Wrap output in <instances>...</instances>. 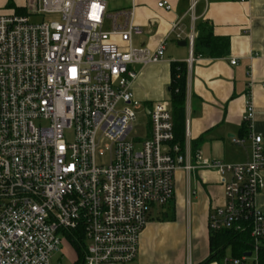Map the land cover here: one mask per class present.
Wrapping results in <instances>:
<instances>
[{
    "label": "built area",
    "instance_id": "2783aa9c",
    "mask_svg": "<svg viewBox=\"0 0 264 264\" xmlns=\"http://www.w3.org/2000/svg\"><path fill=\"white\" fill-rule=\"evenodd\" d=\"M37 1L38 16L60 20L0 16V264H63L53 261L62 232L88 241L84 264H134L152 208L173 201L179 171L198 170L215 172L224 188L225 206L209 218L211 234L248 232L254 244L250 257L223 264H260L264 139L251 132L252 102L244 118L251 132L247 163L182 151L166 102L152 106L150 136L136 149L129 137L138 75L131 67L164 63L167 42L155 51L133 48V38L144 34L134 7L111 15L106 0ZM157 7L173 10L167 0ZM180 23L170 33L177 39L185 35ZM196 37H186L189 71ZM106 155L108 162L98 164Z\"/></svg>",
    "mask_w": 264,
    "mask_h": 264
},
{
    "label": "crops",
    "instance_id": "0c3cea01",
    "mask_svg": "<svg viewBox=\"0 0 264 264\" xmlns=\"http://www.w3.org/2000/svg\"><path fill=\"white\" fill-rule=\"evenodd\" d=\"M15 1L8 11L0 10V16L15 14L31 21L40 17L32 7L28 8L21 0ZM159 1L143 0L145 4L136 7L138 12L134 9V24L141 27L144 34L133 38V48L155 51L167 42L164 63L147 68L131 67L138 75L133 85L134 106L149 116L155 103L166 102L173 113L171 65L187 63L190 50L186 37L192 32L198 37L197 23L207 21L213 25L216 37L230 40V53L223 59L195 57L188 73L184 125L177 132L176 144L182 151L192 155L200 153L211 162L232 165L249 162L252 154L250 133L264 139V0H167L173 8L171 12L159 9ZM195 1L199 2L191 10ZM37 2L32 1V4ZM5 3L0 0V9ZM18 9H22L21 13ZM179 21L185 33L181 39L170 35L173 25ZM115 43L124 50L127 48L118 39ZM234 60L236 65L231 64ZM249 101L256 112L251 132L244 123ZM150 130L145 137L150 136ZM234 139L247 142L237 146ZM224 206V188L215 172L198 170L187 175L179 171L173 201L151 210L134 264H154V256L162 257L165 264H187L189 261L204 264L210 256V215ZM257 209L264 213V191L257 198ZM163 235H166L164 239ZM187 238L189 257L173 260L174 247L185 244ZM165 243L170 246V253L163 254V249L167 248V245L162 246ZM231 258L225 253L224 260ZM224 260L212 264H223Z\"/></svg>",
    "mask_w": 264,
    "mask_h": 264
},
{
    "label": "trees",
    "instance_id": "16d2710c",
    "mask_svg": "<svg viewBox=\"0 0 264 264\" xmlns=\"http://www.w3.org/2000/svg\"><path fill=\"white\" fill-rule=\"evenodd\" d=\"M21 11L22 9H18L19 13H21ZM196 32L198 37L195 40L194 57L223 59L229 55L231 47L230 40L216 37L214 35V27L211 23L207 21L197 23ZM171 71V103L177 141V132L181 131L184 125L189 73L188 65L187 63H173L171 65ZM69 237L78 250V260L76 264H84L86 247L80 245L84 239L79 236ZM228 248L232 249L234 258H240L246 252L252 251L254 244L248 232L223 231L217 234H211L210 256L204 264L221 262L224 260ZM259 263L264 264V248L260 249Z\"/></svg>",
    "mask_w": 264,
    "mask_h": 264
},
{
    "label": "rangeland",
    "instance_id": "374dc122",
    "mask_svg": "<svg viewBox=\"0 0 264 264\" xmlns=\"http://www.w3.org/2000/svg\"><path fill=\"white\" fill-rule=\"evenodd\" d=\"M19 1V0H18ZM32 1L36 2V0H21L22 4L28 5V8L32 7ZM107 1V7H108V12L109 14H117L119 12H130L132 8H135V12H138L136 9L141 7V5H144L145 3L143 0H106ZM5 5L0 9L3 11H8L12 7V3L16 4L15 0H5ZM35 4V3H34ZM51 20H57L59 21V17H47V16H40L39 18H33L32 21L37 22V21H51ZM137 114V120L134 124L133 131L129 137V139L135 144L136 149H140L141 145L145 141V134L147 133L148 130L151 129L150 123H149V116L147 113L142 110L138 109L136 111ZM98 164H106L108 162V156L106 155L105 157H98L97 158ZM60 238L62 240V246L61 249L54 254L53 261L57 262L60 261L63 264H76L78 260V250L76 248V245L72 242L68 234L65 233H60ZM71 237H75L74 234H70ZM166 235L162 236V239H164ZM192 242V241H191ZM88 241H84L80 243L81 246H88ZM167 243H165L162 246H166ZM192 246V245H191ZM167 248L163 249V254L170 253L171 250L169 251L168 245L166 246ZM194 247V246H192ZM189 238L186 239L185 244H178L176 247H174L172 251V259L173 260H178L181 261L183 257L187 259L189 257ZM233 255L232 249H228L226 252V256L228 258H231ZM155 263L154 264H165L164 260L162 257H155ZM172 260V261H173Z\"/></svg>",
    "mask_w": 264,
    "mask_h": 264
},
{
    "label": "water",
    "instance_id": "95a60500",
    "mask_svg": "<svg viewBox=\"0 0 264 264\" xmlns=\"http://www.w3.org/2000/svg\"><path fill=\"white\" fill-rule=\"evenodd\" d=\"M183 45L185 46V45H186V43H183ZM246 256L250 257V256H251V254H247Z\"/></svg>",
    "mask_w": 264,
    "mask_h": 264
},
{
    "label": "bare ground",
    "instance_id": "6f19581e",
    "mask_svg": "<svg viewBox=\"0 0 264 264\" xmlns=\"http://www.w3.org/2000/svg\"><path fill=\"white\" fill-rule=\"evenodd\" d=\"M166 237V236H165Z\"/></svg>",
    "mask_w": 264,
    "mask_h": 264
}]
</instances>
